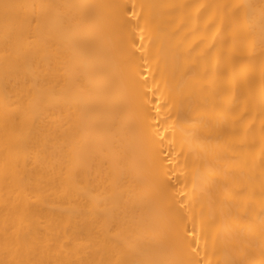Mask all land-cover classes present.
<instances>
[{"label":"bare ground","instance_id":"bare-ground-1","mask_svg":"<svg viewBox=\"0 0 264 264\" xmlns=\"http://www.w3.org/2000/svg\"><path fill=\"white\" fill-rule=\"evenodd\" d=\"M0 264H264V0H0Z\"/></svg>","mask_w":264,"mask_h":264}]
</instances>
